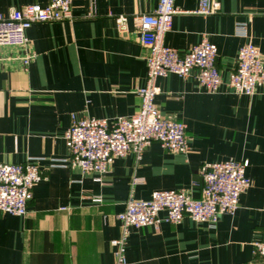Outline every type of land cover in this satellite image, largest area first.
I'll use <instances>...</instances> for the list:
<instances>
[{"label":"crops","instance_id":"0c3cea01","mask_svg":"<svg viewBox=\"0 0 264 264\" xmlns=\"http://www.w3.org/2000/svg\"><path fill=\"white\" fill-rule=\"evenodd\" d=\"M48 1L0 0V12ZM215 1L217 12L201 15L194 12L198 0H175L163 40L179 53L203 37L215 44L219 90L199 88L194 69L155 80L162 116L186 125L187 152L153 142L139 159L128 152L100 175L68 164L64 133L71 116L112 120L138 110L147 50L132 20L120 31L115 17L151 12L158 0H71L70 20L35 22L25 46H0V162L35 158L42 173L24 215L0 213V264H115L110 241L120 234L116 214L129 197L188 190L198 198V168L224 160L248 161L251 184L235 212L214 224L184 216L177 224L131 228L126 264H264L252 247L264 233V93L237 94L228 86L244 42L235 22H246L264 64V0Z\"/></svg>","mask_w":264,"mask_h":264},{"label":"built area","instance_id":"2783aa9c","mask_svg":"<svg viewBox=\"0 0 264 264\" xmlns=\"http://www.w3.org/2000/svg\"><path fill=\"white\" fill-rule=\"evenodd\" d=\"M174 2L158 0L151 12L115 17L120 31L127 29L128 18L132 20L138 29V42L147 50L146 83L137 90L141 103L130 116L112 120L71 116L64 133L70 166L100 175L106 172L114 158L133 152L139 159L143 150L153 142L172 152H187L186 125L162 116L154 101L159 92L155 80L171 73L185 77L194 69L197 86L208 93H216L222 79L216 65L217 47L206 37L183 53L164 43V35L171 29L173 15L177 12ZM217 10L215 0H198L194 12L209 15ZM71 18V0H49L45 6L26 4L18 9L10 8L6 14L0 12V46H25V32L35 22ZM233 31L236 36L244 38V42L238 49L228 86L237 94L264 93V64L258 47L251 41L246 22H235ZM29 60L26 57L23 62L28 64ZM32 159L35 158L21 164L0 162V213L22 216L27 212L32 188L42 178L39 166ZM247 166V160L203 163L192 179V186L200 192L198 198L188 190H155L148 199L129 197L124 210L116 214L120 234L110 241L115 264H126V244L131 228H157L162 222L177 224L184 216L198 223L214 224L220 216L234 213L240 195L251 184L246 175ZM92 200L98 201L99 198ZM252 247L254 256L264 259V233L252 243Z\"/></svg>","mask_w":264,"mask_h":264}]
</instances>
